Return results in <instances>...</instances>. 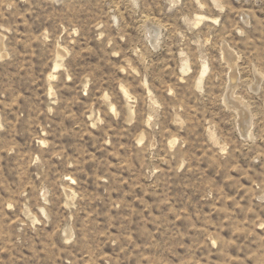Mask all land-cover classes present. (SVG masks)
Listing matches in <instances>:
<instances>
[{
  "label": "rangeland",
  "instance_id": "rangeland-1",
  "mask_svg": "<svg viewBox=\"0 0 264 264\" xmlns=\"http://www.w3.org/2000/svg\"><path fill=\"white\" fill-rule=\"evenodd\" d=\"M0 264H264V0H0Z\"/></svg>",
  "mask_w": 264,
  "mask_h": 264
}]
</instances>
